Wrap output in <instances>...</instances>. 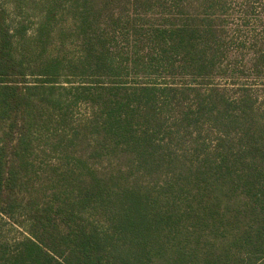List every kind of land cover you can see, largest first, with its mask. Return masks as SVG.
Segmentation results:
<instances>
[{"label":"trees","instance_id":"obj_1","mask_svg":"<svg viewBox=\"0 0 264 264\" xmlns=\"http://www.w3.org/2000/svg\"><path fill=\"white\" fill-rule=\"evenodd\" d=\"M0 0V264H264V0Z\"/></svg>","mask_w":264,"mask_h":264},{"label":"rangeland","instance_id":"obj_2","mask_svg":"<svg viewBox=\"0 0 264 264\" xmlns=\"http://www.w3.org/2000/svg\"><path fill=\"white\" fill-rule=\"evenodd\" d=\"M6 5H7V7H9V9H10V4H9V0H2Z\"/></svg>","mask_w":264,"mask_h":264}]
</instances>
